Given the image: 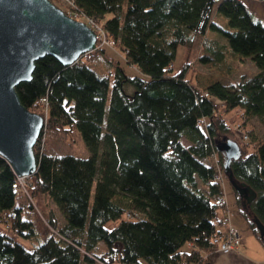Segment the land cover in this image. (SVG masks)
I'll return each mask as SVG.
<instances>
[{"label": "trees", "instance_id": "trees-1", "mask_svg": "<svg viewBox=\"0 0 264 264\" xmlns=\"http://www.w3.org/2000/svg\"><path fill=\"white\" fill-rule=\"evenodd\" d=\"M52 1L80 20H96L108 45H119L125 63L146 76L129 73L102 45L71 64L46 54L32 78L17 85L22 103L46 114L48 131H79L91 155L45 151L42 129L34 147L38 169L24 181L28 191L18 204L24 188L0 155V224L37 237L40 222L24 216L34 214L45 227L40 223L45 238L32 249L0 229V264L214 262L219 209L228 203L218 143L234 139L235 130L246 138L232 169L257 192L248 209L264 224V134L257 129L264 128V21L243 0ZM216 5L230 28L216 21ZM214 30L220 39L210 36ZM180 44L187 57L174 72ZM196 45L200 61L227 73L229 56L250 57L257 70L234 83L217 79L200 87L188 77ZM225 113L238 117L230 123ZM234 193L264 246V233ZM35 197L46 208L36 207Z\"/></svg>", "mask_w": 264, "mask_h": 264}, {"label": "water", "instance_id": "water-1", "mask_svg": "<svg viewBox=\"0 0 264 264\" xmlns=\"http://www.w3.org/2000/svg\"><path fill=\"white\" fill-rule=\"evenodd\" d=\"M98 35L84 21L68 15L52 0H0V155L18 176L33 175L38 169L35 144L45 123L43 114L26 107L17 85L30 80L36 61L52 54L71 64L96 48ZM223 153V170L237 191L241 204L264 233V224L248 209L257 192L235 177L233 161L243 149L238 140L218 143Z\"/></svg>", "mask_w": 264, "mask_h": 264}, {"label": "rangeland", "instance_id": "rangeland-1", "mask_svg": "<svg viewBox=\"0 0 264 264\" xmlns=\"http://www.w3.org/2000/svg\"><path fill=\"white\" fill-rule=\"evenodd\" d=\"M245 4L257 15L259 18H261L264 21V0H243ZM213 16L216 18V21L220 23L224 28H230L228 24V20L225 16H223L221 13H218L217 11V5L215 6V10L213 13ZM90 19V18H89ZM96 22V20H94ZM97 26L100 27L99 23H97ZM210 36L212 38H219L222 37L221 33L218 31H211ZM221 35V36H220ZM110 41H108L105 37H100L96 43V47L106 45V54L110 59H120L121 65L124 66L129 73H138L142 76L144 75L141 71L136 66L129 65L125 63L123 52L119 48V45L113 43L112 45ZM95 51V50H93ZM92 51V52H93ZM89 52L83 55L90 56L93 53ZM186 52H187V46L185 44H180L177 49L176 57L174 59L173 63V71L176 72L180 70L183 66L184 61L186 60ZM200 54V46L196 45L191 53V60H194L193 64L190 66L188 70V77L193 78V83L199 85L200 87H206L209 82L220 79L226 83H234L237 80L241 78L243 74H246L248 76L254 74L256 72L257 65L252 61L250 57H245V58H239V57H231L229 56L228 59L229 61L231 60L233 63V69L231 72L227 73L228 71H225L223 68L220 69L216 65L212 64L211 62L208 63H203L202 61L199 60V55ZM81 58V56H80ZM96 61L97 65L99 66V58L97 59L96 56ZM114 68V67H113ZM115 70L113 69V73ZM114 75V74H113ZM129 92L132 91V89L129 87L128 89ZM215 101L217 104L221 105V100L218 98H215ZM108 105H109V100H108ZM36 112H40V110H35ZM43 114V113H41ZM43 115L46 114L44 113ZM225 116H230V114L225 113ZM235 114H231L230 116V123H233L236 118ZM47 119H45V123L43 126V129H45V134L43 136L42 140V147L44 146L45 143V151H49L54 154H74L77 156H82V157H88L91 155V151L88 149L86 146L81 134L79 131H66L65 133H61L60 131H48V128L46 126ZM257 129L261 130V133L264 134V128L261 129L260 125H257ZM243 137V140L246 138V136H242L241 133H239L237 130L234 131V139L238 140V142L241 144V138ZM214 158V162H215ZM213 162V161H211ZM220 174V179H222V187H223V193H224V198L228 202L226 206H223L222 208L219 209V214L220 216L224 214H228L227 218L230 221L232 225L235 223V225L239 228L242 238L241 241H243V244L240 243L237 247H234L229 250H225L224 248L221 249V251H218L217 254L221 253V257L218 258V262L220 264H225L222 262V257L223 254H233L234 252H237L238 254H242L245 256L244 258H247V260L252 261L253 264H264V246L260 239H258L257 235L253 232L252 228L249 226L246 218L240 210L238 209V206L236 205V199H235V193L234 189L229 182L227 176L224 173V176L222 177ZM224 178V179H223ZM20 186L24 188L21 193H18L16 202L17 204L20 203L21 200L24 199V193L28 191V186L20 182ZM203 188H206L204 185ZM93 195H94V190H93ZM219 198V197H218ZM33 203L37 207L41 209V207H45V204L40 202L37 197L34 198ZM56 206V215L58 217H61V219L66 220L65 215L62 213L58 205L53 201H51V206L55 207ZM25 217H31L35 222H40L42 225V230H45L44 225L42 224V220H37V218L34 217V214H30L29 216L27 214H24ZM232 220V222H231ZM40 223L37 224L38 230L41 231V225ZM113 221L109 222L108 226L112 225ZM234 225V226H235ZM0 229L3 231H6L8 234L14 236L17 240L22 242L27 248L32 249L37 243L41 242L44 240L45 235L44 233H39L37 234V237H28V236H23L14 233L13 231L8 230L6 226H3L0 224ZM248 246L246 247V245ZM241 246V247H240ZM240 247V249H238ZM243 247H246V249H242ZM101 254H104L106 249L104 246L100 245L97 249ZM214 258V257H213ZM212 261V260H211ZM209 262L207 264H218L216 260L214 262Z\"/></svg>", "mask_w": 264, "mask_h": 264}, {"label": "built area", "instance_id": "built-area-1", "mask_svg": "<svg viewBox=\"0 0 264 264\" xmlns=\"http://www.w3.org/2000/svg\"><path fill=\"white\" fill-rule=\"evenodd\" d=\"M87 23L92 28L97 30L99 39H100V37H104L103 32H102V28L97 26V24L93 18H90V19L88 18ZM242 140H243V137H242ZM19 180H20V182L23 183L24 179L19 178ZM227 220H228V218H225L224 223L227 222ZM214 242L218 245V247L220 249L224 248L225 250H229V249H232L234 247H237L242 241H241L238 229L233 225H229L227 234H223V233L216 234L214 237Z\"/></svg>", "mask_w": 264, "mask_h": 264}, {"label": "crops", "instance_id": "crops-1", "mask_svg": "<svg viewBox=\"0 0 264 264\" xmlns=\"http://www.w3.org/2000/svg\"><path fill=\"white\" fill-rule=\"evenodd\" d=\"M248 244L246 245V247ZM246 247H243L242 249H246ZM221 253L217 254L216 260L218 261V258ZM242 254H238L237 252H234L233 254H230L227 256V254H223L222 262L225 264H253L252 261L247 260V258H244ZM220 264V262H218Z\"/></svg>", "mask_w": 264, "mask_h": 264}, {"label": "bare ground", "instance_id": "bare-ground-1", "mask_svg": "<svg viewBox=\"0 0 264 264\" xmlns=\"http://www.w3.org/2000/svg\"><path fill=\"white\" fill-rule=\"evenodd\" d=\"M95 31H97V30H95ZM35 155H36V153H35ZM36 158H37V155H36ZM220 200H222V199H220ZM238 249H240V248H238ZM217 250L221 251V249L219 247H217Z\"/></svg>", "mask_w": 264, "mask_h": 264}, {"label": "clouds", "instance_id": "clouds-1", "mask_svg": "<svg viewBox=\"0 0 264 264\" xmlns=\"http://www.w3.org/2000/svg\"><path fill=\"white\" fill-rule=\"evenodd\" d=\"M41 134V133H40ZM39 137H40V135H39ZM39 139V138H38ZM38 141V140H37ZM37 143V142H36ZM17 175V174H16ZM17 177L19 178V176L17 175Z\"/></svg>", "mask_w": 264, "mask_h": 264}]
</instances>
